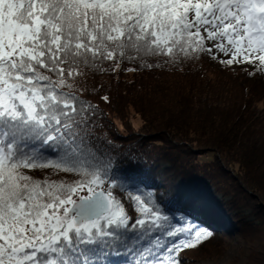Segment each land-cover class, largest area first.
<instances>
[{
    "label": "snow or ice",
    "instance_id": "snow-or-ice-1",
    "mask_svg": "<svg viewBox=\"0 0 264 264\" xmlns=\"http://www.w3.org/2000/svg\"><path fill=\"white\" fill-rule=\"evenodd\" d=\"M204 57L264 76V0H0V264H181L211 238L117 168L85 95Z\"/></svg>",
    "mask_w": 264,
    "mask_h": 264
},
{
    "label": "trees",
    "instance_id": "trees-1",
    "mask_svg": "<svg viewBox=\"0 0 264 264\" xmlns=\"http://www.w3.org/2000/svg\"><path fill=\"white\" fill-rule=\"evenodd\" d=\"M212 63L219 69L199 60L179 68L96 76L88 86L99 91L85 95L99 105L98 132L110 142L102 148L118 169L143 181L141 187L156 194L162 207L207 231L245 234L260 221L264 226V107L258 105L264 93L247 83L264 89V76L223 74V67ZM103 95L109 103L100 99ZM125 106L143 120L136 134ZM202 153L212 156L201 161ZM201 178L213 186L209 196L192 194L191 184Z\"/></svg>",
    "mask_w": 264,
    "mask_h": 264
},
{
    "label": "rangeland",
    "instance_id": "rangeland-1",
    "mask_svg": "<svg viewBox=\"0 0 264 264\" xmlns=\"http://www.w3.org/2000/svg\"><path fill=\"white\" fill-rule=\"evenodd\" d=\"M201 63L219 69L218 65L213 64L209 60L201 59ZM238 68L239 67L235 66L233 69L222 68L220 70L223 74H242L244 71ZM211 70L214 69L211 68ZM247 83H250L249 87L252 89L256 91L261 90L264 93V89L258 83L254 81H247ZM261 95L262 98L258 102V105L264 107V94ZM124 105H126V102ZM125 109L127 114V124L133 134H136L138 132V127L141 126L143 120L141 119V116L136 114V112L133 111L132 108L130 109L129 106H125ZM117 126L121 127V124L117 123ZM209 156L211 157L212 154L202 153L198 159L201 161L208 160L210 158ZM199 184L208 195L212 194L213 186L209 185V187L205 178L196 179L191 184L192 190H194ZM252 195L254 196V194ZM216 198H221V195L216 194ZM241 210L245 214L250 212L245 206L241 207ZM260 215L264 216V207H262ZM261 223L262 221H260L258 227L245 234L235 232L231 235H224L220 233L215 234V232L209 231L212 233L211 238L204 243L203 246L186 251L183 256V264H264V226Z\"/></svg>",
    "mask_w": 264,
    "mask_h": 264
},
{
    "label": "bare ground",
    "instance_id": "bare-ground-1",
    "mask_svg": "<svg viewBox=\"0 0 264 264\" xmlns=\"http://www.w3.org/2000/svg\"><path fill=\"white\" fill-rule=\"evenodd\" d=\"M201 179H204V178H201ZM207 185L209 186L210 184L208 183V180L205 179ZM210 187V186H209ZM192 194L194 195H199V196H209L205 190L203 188H201V185L199 184L194 190H192ZM215 216H217L218 218V215L216 214Z\"/></svg>",
    "mask_w": 264,
    "mask_h": 264
}]
</instances>
